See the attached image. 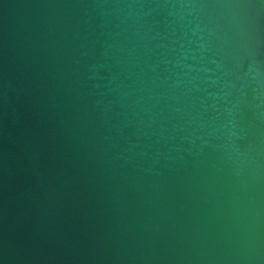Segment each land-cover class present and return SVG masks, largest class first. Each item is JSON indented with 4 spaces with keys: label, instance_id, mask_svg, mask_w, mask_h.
Here are the masks:
<instances>
[{
    "label": "water",
    "instance_id": "95a60500",
    "mask_svg": "<svg viewBox=\"0 0 264 264\" xmlns=\"http://www.w3.org/2000/svg\"><path fill=\"white\" fill-rule=\"evenodd\" d=\"M0 264H264V0H0Z\"/></svg>",
    "mask_w": 264,
    "mask_h": 264
}]
</instances>
